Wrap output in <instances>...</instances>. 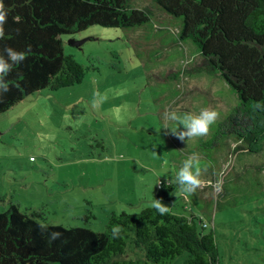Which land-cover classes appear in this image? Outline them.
<instances>
[{
    "label": "rangeland",
    "instance_id": "obj_1",
    "mask_svg": "<svg viewBox=\"0 0 264 264\" xmlns=\"http://www.w3.org/2000/svg\"><path fill=\"white\" fill-rule=\"evenodd\" d=\"M136 7L150 13L149 26H91L62 36L65 55L88 70L81 84L36 92L0 114V211L16 204L41 212L50 225L103 231L112 213L153 208L161 183L198 153L205 184L186 197L172 183L168 204L176 214L197 216L198 232L215 233L221 264H264V143L257 154L233 152L231 139L201 149L237 98L220 77L192 71L200 63L195 47L176 40L175 25L149 0ZM159 28L172 38L163 49ZM202 108L219 113L209 133L179 141L172 133L180 125L165 113ZM89 212L95 218L83 222ZM123 258L142 259L144 252L130 239Z\"/></svg>",
    "mask_w": 264,
    "mask_h": 264
},
{
    "label": "trees",
    "instance_id": "obj_2",
    "mask_svg": "<svg viewBox=\"0 0 264 264\" xmlns=\"http://www.w3.org/2000/svg\"><path fill=\"white\" fill-rule=\"evenodd\" d=\"M136 1L3 0L8 15L0 50L12 47L24 52L29 46L30 50L3 78L8 91L0 96V114L36 92L81 84L88 70L74 56L65 55L62 36L91 26H149L150 13L137 8ZM149 1L175 25L176 40L195 47L200 63L192 71L220 77L237 98L212 138L199 144L201 149H217L220 141L231 139L236 145L233 152H261L264 126L259 121L264 120V112H253L252 105L264 102V0ZM155 37L160 38L161 49L164 41L170 46L172 38L161 28ZM202 154L204 160L210 157ZM205 167L211 169L210 165ZM161 185L157 196L170 206L167 214L160 215L154 208L138 214L112 213L103 231L50 225L41 212H23L11 204L8 210L0 211V264H171L183 254L187 255L184 264H221L215 233L198 232L197 216L174 213L168 204L172 183ZM94 218L89 212L82 220L89 223ZM115 224L124 229L118 239L110 233ZM53 231L62 236L49 241L48 233ZM130 239L144 252V258H123Z\"/></svg>",
    "mask_w": 264,
    "mask_h": 264
},
{
    "label": "clouds",
    "instance_id": "obj_3",
    "mask_svg": "<svg viewBox=\"0 0 264 264\" xmlns=\"http://www.w3.org/2000/svg\"><path fill=\"white\" fill-rule=\"evenodd\" d=\"M7 11L3 0H0V39L5 35L4 24L7 22ZM19 21V17H15ZM27 49L24 52H18L12 47H4L0 50V96L8 91V86L4 82V76L9 73L13 65L19 64L26 58ZM253 112H264V102H254L252 105ZM219 113L215 109L202 108L199 113L185 112L178 114L176 111L165 113V118L171 121H178L180 127L172 134L181 142L206 136L212 124L218 119ZM261 126H264V120L259 121ZM168 183H174L177 186L179 193L183 196L194 194L197 189L205 184L201 178L200 158L198 153L187 155L178 171H176L172 180ZM160 215L167 214L170 211V206L164 204L162 199L152 200L151 205ZM43 228L44 226L41 225ZM124 229L121 225L115 224L111 226L110 233L113 239L121 237ZM61 232H49V241L60 239Z\"/></svg>",
    "mask_w": 264,
    "mask_h": 264
},
{
    "label": "water",
    "instance_id": "obj_4",
    "mask_svg": "<svg viewBox=\"0 0 264 264\" xmlns=\"http://www.w3.org/2000/svg\"><path fill=\"white\" fill-rule=\"evenodd\" d=\"M84 42H75V41H72L71 42V45H73V46H75V47H79V46H81L82 44H83Z\"/></svg>",
    "mask_w": 264,
    "mask_h": 264
}]
</instances>
